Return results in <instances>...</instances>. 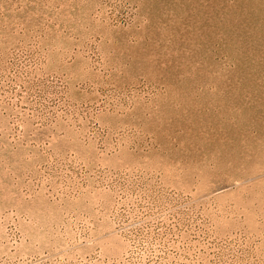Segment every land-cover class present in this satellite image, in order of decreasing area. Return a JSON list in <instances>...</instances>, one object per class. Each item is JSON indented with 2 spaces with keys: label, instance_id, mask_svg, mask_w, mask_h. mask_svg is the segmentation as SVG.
<instances>
[{
  "label": "rangeland",
  "instance_id": "374dc122",
  "mask_svg": "<svg viewBox=\"0 0 264 264\" xmlns=\"http://www.w3.org/2000/svg\"><path fill=\"white\" fill-rule=\"evenodd\" d=\"M0 264H264V0H0Z\"/></svg>",
  "mask_w": 264,
  "mask_h": 264
}]
</instances>
